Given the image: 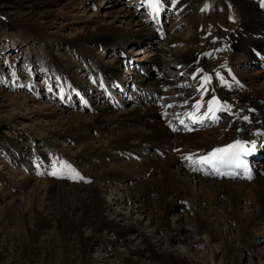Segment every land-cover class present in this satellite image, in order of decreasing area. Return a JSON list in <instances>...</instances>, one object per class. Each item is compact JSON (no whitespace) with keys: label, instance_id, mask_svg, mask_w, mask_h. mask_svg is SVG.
<instances>
[{"label":"bare ground","instance_id":"1","mask_svg":"<svg viewBox=\"0 0 264 264\" xmlns=\"http://www.w3.org/2000/svg\"><path fill=\"white\" fill-rule=\"evenodd\" d=\"M84 1H95L98 6L108 3V0ZM240 3L243 12L241 21L232 36L225 39L227 56L241 52L237 63L249 61L253 66L257 64L264 70V20L254 13L246 0H240ZM73 5H65L60 12H55L56 15L52 13L43 19L52 16V21L55 22L59 18L58 15L65 16ZM177 6L180 12L185 10V4L179 3ZM160 11L157 12L158 15L156 12L153 14L151 10L152 18L159 20ZM110 14L113 18L120 17L121 20L132 19L124 12L107 13L108 16ZM68 17L73 18L72 15ZM102 21L104 23V20ZM83 22L81 31L76 35L78 42L84 47L81 52L83 59L88 60L93 68H99L97 71H100L102 83L113 84L114 90L120 94L125 92L124 86L130 88L133 93L141 92L142 96H135L127 91L137 100H144L141 104L137 102L141 106L134 108L135 110H118V105L114 102H111L112 105H100L94 110L88 108L91 109L88 117L77 113L65 114L63 110L47 111L44 106L32 109L30 114L33 116L42 115V111H47L46 115L54 119L47 122L48 128L45 129L50 137L70 132L78 133L77 135L84 139L78 153L84 154L83 161L89 166L90 173L82 179L72 174L75 178L68 176L58 182L37 181L30 190L35 193L43 190L45 194H51L58 200L59 225L64 233H80L88 227L91 236L87 247L102 234L111 232L123 247L122 252L115 250L120 264H135V259L145 255L150 256L157 264H200L197 261L200 257L195 258L196 260L189 259L174 250L164 251L159 247L163 241L159 235L161 231L165 233L164 241L169 245L177 239L176 237H181L180 233L185 231L183 223L189 219L194 231L192 237L189 236L192 239L188 242L194 243L193 237L196 236L208 249L201 264H214L215 253L210 250L212 241L218 245L223 264H239L241 254L248 252L255 242L253 232L264 231V71L232 74L226 59L223 64L205 61L204 57L211 52L210 47L212 51L213 48H219L218 42L215 41L212 45L206 43L193 52H179L171 48L170 64H174L177 70L174 72L178 75L170 77L165 73L152 79V82L142 84V78L138 79L141 77L139 71L133 70V74L122 77L112 68L103 67V55H93L88 50L96 43H107V51H119L118 48L123 49L125 44H136L132 34L143 29L136 32L131 29L128 33H123L112 24H97L94 28H88V23L93 24L94 20L86 19ZM129 26L132 27L131 23ZM155 27L158 30H154L160 35V25L156 24ZM156 32L152 33V37L157 35ZM52 35L54 34L50 31L43 38ZM142 35L145 36L143 33ZM140 38L138 35L137 40ZM176 41L168 39L169 45L170 42L174 45ZM190 43L192 40H189L188 44ZM161 60L162 66L168 64ZM62 67L57 68L56 72L62 74ZM185 74L193 77L191 88L185 87L186 83L182 78ZM261 78V87L254 88V83ZM68 82L64 81L62 91L73 87L75 94L80 95V87L70 86ZM147 84L151 87H146ZM98 88L99 92L102 91L109 99L106 86L99 85ZM165 88H171L172 91L165 92ZM148 96L155 104L146 103ZM79 97L82 99V95ZM153 97L156 99L153 100ZM213 97L219 102L212 105L214 118L212 113L208 112L209 101ZM5 98L7 99L6 96ZM8 99L13 107H19L20 110L28 107L31 101L18 95ZM222 114L226 115L224 120L219 117ZM244 117H247V120ZM207 123L209 124L205 127ZM202 124L204 130L200 128ZM93 133L99 135L93 137ZM236 140L245 142V146L252 149L249 152L253 157L249 159L250 178H217L213 167L199 162L200 157L207 156L214 149L224 148ZM141 144H145V148L151 146L157 152L163 153V160L155 153L152 154V159H148L149 166L152 167L148 173L144 170L146 162L140 166V159H131L111 168L106 167L110 161L106 150H113L117 161L124 159L131 151L139 153ZM100 168L102 172L98 176L93 171ZM123 181L128 182V185L119 190L120 195H113L111 204H124L130 212L133 209L147 212L149 224L146 231L136 230L126 215H120L121 212L112 211L110 205L100 202L102 187L110 188L111 182L121 184ZM179 200H186L189 215L187 219H181L178 215L169 226L166 223V215ZM75 215H78L79 219L76 220ZM220 225L224 226L227 232L223 233ZM133 231L132 234H136L134 242L127 238ZM181 238L178 241H182L183 236Z\"/></svg>","mask_w":264,"mask_h":264},{"label":"rangeland","instance_id":"2","mask_svg":"<svg viewBox=\"0 0 264 264\" xmlns=\"http://www.w3.org/2000/svg\"><path fill=\"white\" fill-rule=\"evenodd\" d=\"M160 1L161 17L158 20L152 18L148 0H108V3L99 6L95 1L84 0H0V264H120L116 251L122 252L123 247L111 232L102 234L87 247L91 236L89 228H84L80 233H64L59 225L58 200L51 194H45L43 190L37 193L30 190L37 181L58 182L68 177L70 174L60 161L70 165L74 170L72 174H76L80 179L90 173L89 166L83 161L84 154L78 153L84 139L78 136V133L70 132L50 137L45 129L48 128L47 122L54 119L46 115L47 111L63 110L65 114L77 113L88 117L91 114V109L88 108L94 110L100 105H112L111 102H114L118 105V110H135L134 108L140 107L139 104L144 100H137L135 97L142 96L141 92L134 94L130 88L124 86L125 92L120 94L114 90L113 84L102 83L100 71H97L99 68H93L88 60L83 59L81 52L84 47L78 42L76 35L81 31L84 20H94L93 24H87L88 28L106 23L112 24L123 33H128L131 29L132 32L143 29L132 34L136 44H125L123 49L118 48L119 51H107V43H96L88 50L93 55H103V67L112 68L122 77L133 74V70L139 71L141 77L138 79L142 78V84L152 82V79L165 73L170 77L178 75L174 72L177 71L174 64H170L171 48L193 52L206 43L212 45L215 41L218 42L219 48H213L212 51L210 47L211 52L204 57L205 61L223 64L226 59L232 74L264 71L259 65L253 66L249 61L237 63L241 52L227 56L225 39L236 31L243 15L240 0H176L175 4L172 0ZM246 2L254 13L264 20L261 0ZM71 3L74 4L73 8L65 16L58 15L57 21L53 22L52 16L43 19L52 13L56 15L55 12H60L65 5ZM179 3L185 4L183 12L178 9ZM107 5L109 7L106 8ZM109 12H124L132 19L113 18L112 14L107 15ZM70 15L72 19H69ZM156 24L160 25V35L156 32L157 27L154 28ZM50 31L54 35L43 38ZM153 32L157 35L152 37ZM138 35L141 38L137 40ZM168 39L177 41L174 45H171V42L169 45ZM188 39L192 40V43L188 44ZM161 59L168 64L162 66ZM59 64L63 66L62 74L56 72L57 68L61 67ZM182 78L185 80V87L191 88L193 77L185 74ZM65 80L69 81L70 86H79L80 95L75 94L73 87L62 91ZM262 80L258 79L254 88L259 89ZM99 85L106 86L110 100L102 91L99 92ZM146 87L151 86L147 84ZM163 90L172 91L171 88ZM127 91L135 96L131 97ZM13 95L24 96L33 102L30 101L28 107L20 110L19 107H13L8 99ZM81 95L82 99L79 97ZM149 96L146 103L155 104L153 100L156 98L153 97L151 102ZM39 106H44L47 111H42V115H31L30 111ZM219 117L224 120L226 115ZM98 135L93 133L92 136ZM144 146L145 144L140 145L139 153L131 151L124 159L117 161L115 152L106 150L110 157L106 167L111 168L131 159H140V166L146 162L144 170L148 173L152 169L148 159H152V154L155 153L163 160V153L157 152L151 146ZM143 153L145 154L141 155ZM52 172L57 174L51 175ZM93 172L99 176L102 169ZM127 185L128 182L123 181L121 184L111 182L110 188L102 187L100 202L110 205L112 211L126 215L136 230L146 231L149 224L147 212H138V209L130 212L124 204H111L113 195H120L119 190L125 189ZM168 200L170 202V199ZM185 202L186 200L177 201L166 215V223L169 226L178 215L181 219H187L189 212ZM75 217L76 220L79 219L78 215ZM183 224L185 231L180 233L181 237L183 236L182 241H178L181 237H176L177 239L168 245L164 241L165 233L161 231L159 235L163 241L159 247L164 251L174 250L189 259L196 260L200 257L197 261L201 264L202 257L208 252L207 246L202 240L196 239V236L193 237L194 243H189L194 229L190 219ZM220 230L227 232L222 225ZM132 233L134 231L129 233L127 238L134 242L136 234ZM253 236L256 237L255 242L248 252L241 254L239 264H264V231H254ZM210 247L215 253L214 264H223L217 243L210 242ZM188 250L191 251L187 252ZM135 264L157 262L145 255L135 259Z\"/></svg>","mask_w":264,"mask_h":264},{"label":"snow or ice","instance_id":"3","mask_svg":"<svg viewBox=\"0 0 264 264\" xmlns=\"http://www.w3.org/2000/svg\"><path fill=\"white\" fill-rule=\"evenodd\" d=\"M173 4H175L176 0H172ZM159 3L160 0H148L149 7L153 12L159 11ZM261 7H264V0H261ZM207 79V78H205ZM213 103H219L215 97L209 101L208 112L212 113L213 118L215 117V112L213 110ZM207 114V113H206ZM247 120V117H244ZM252 149L245 146V142L241 140H236L232 144L225 146L224 148L214 149L207 156H203L199 158V162L202 164H208L214 169H218V166L221 165H229L235 166L238 168H243L247 171V165L242 159L243 155L249 153ZM185 159H191V157H185ZM60 164L67 170L70 174L68 178H75L74 175H71L74 170L70 165H65L63 161H60ZM51 175H56V172L50 173ZM250 178V177H249Z\"/></svg>","mask_w":264,"mask_h":264}]
</instances>
